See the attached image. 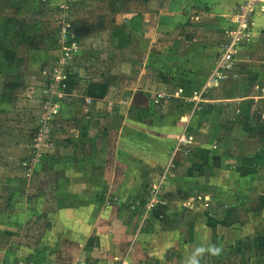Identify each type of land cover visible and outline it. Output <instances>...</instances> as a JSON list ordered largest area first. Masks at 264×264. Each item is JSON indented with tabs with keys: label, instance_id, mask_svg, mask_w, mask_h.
I'll use <instances>...</instances> for the list:
<instances>
[{
	"label": "crops",
	"instance_id": "0c3cea01",
	"mask_svg": "<svg viewBox=\"0 0 264 264\" xmlns=\"http://www.w3.org/2000/svg\"><path fill=\"white\" fill-rule=\"evenodd\" d=\"M0 1L7 4L3 6L6 7L7 13L0 14L1 120L17 124L23 115L31 112L27 110L34 101L31 93H35V89L41 92V86L29 84H41L40 79L48 73L45 69L50 66L49 76L57 88L53 93H49L47 84H43L42 101L49 102L56 110L53 118H57L61 126L72 129L76 135L80 130L86 132L88 145L96 140H104L107 138L106 134H110L112 130L116 131L115 129L134 131L139 138L143 134L149 135L147 145L151 150L150 162L158 164L159 159L162 160L166 163L167 173L169 172L165 198L169 205L174 206L173 215L177 213L172 223L174 228L180 227L181 224L187 225L189 232L194 234L193 226L210 218L215 226V233L225 228L226 239L231 241L233 235L243 237L237 236L240 232L233 233L229 228L235 227L233 222L237 216L246 219L249 217V212L244 210V207L247 209L251 203L253 204L250 200L254 189L258 192L263 191L264 195V154L255 151L259 146L258 142L242 138L238 133L242 131L241 129L254 131L256 128L252 124L254 118L245 116L241 108L235 105L230 108L227 105L216 107L212 94L220 88L222 81H212V72L207 74L205 78L207 80H204L207 83L200 89L203 74L198 71L196 73L187 71L188 68L196 67V62L188 64L178 55L164 59L154 54L157 47L162 44L164 32L168 31L171 32L170 35H174L181 28L177 25L178 21L185 19L189 14L181 3L188 0H134L135 8L130 11L126 9L128 0H118L114 7L117 8L118 5L120 7L115 9L114 15L105 11L94 15L95 8L103 5L102 0ZM65 1L71 7L70 14H67L66 10H61L60 6ZM11 2L19 3L18 8H15L17 14L12 15L9 12ZM142 4L149 5V8L143 10ZM123 7L126 10L122 9ZM49 8L57 11L51 12ZM59 13L64 20L57 23L60 24L58 28L53 31L43 28L40 21L57 20L61 18L58 16ZM165 19L168 24H164ZM192 49L183 45L179 49V54L190 52ZM177 65L182 69H177ZM53 69L57 71L52 72ZM183 72H187L188 75ZM55 77L58 82H55ZM239 82L232 81V87ZM188 86L192 89H187ZM181 87L190 92L186 95V91ZM22 91L25 92L22 94ZM218 93L216 101L225 98L222 94L227 91ZM231 93L233 95V92ZM185 101H187L183 108L185 112L173 114L172 105ZM261 114L264 116V111ZM226 120L227 122H224ZM228 122L233 128L226 129L224 124ZM182 134L191 135L192 140L180 144L179 138ZM3 139L0 135V145L8 146ZM153 151L163 152L164 157L158 158ZM6 154L7 159L0 156V185L4 186L0 187V203L5 211L9 210L6 197L14 193L19 194L20 190L24 195L26 192L44 196L49 194L46 184L42 183L44 180L38 181V185L35 186H30V180L18 187L12 185L11 183H16L20 178L17 172L22 174L23 171L22 168L16 171L13 154ZM9 156L12 157L10 161ZM27 159L22 157L20 161L19 158L18 165L20 162L29 163L33 160L35 176L44 175L46 178H49L48 174L50 175V171L44 170L46 165L50 167L51 163L58 166L62 163L79 162L73 153L60 158L57 156L40 159L34 155L33 158ZM184 163L191 169V178L198 179L197 184H193L196 182L194 180L185 182L188 184L186 187L179 186L181 177L174 171L180 170L179 165ZM71 171V177L81 176L75 169L71 168ZM39 178L41 176L37 179ZM94 189L92 184L83 183L80 190L71 192V195L82 201L84 198L80 196L83 195L82 197L87 199ZM102 190L107 191L106 188ZM109 190L120 194L116 186L110 187ZM240 196L245 198L243 206L238 201ZM197 200H206L205 203H199L201 207L197 208L201 214L187 223L189 220L185 215L190 213L187 210V207L190 208L187 203L189 205ZM32 201L28 199L22 204L10 203L11 208L20 211L22 215H27V212L31 211L39 212L32 214L36 222L39 219L36 226L39 234L34 238L20 237L16 234L7 236L6 248L0 247V264H77L72 263L78 259L77 255L79 254L82 259L87 252L78 253V245H67L68 243L63 244L61 241L62 235L57 232V226L55 227L60 223V219L58 222L54 218L50 219L59 212L60 207L55 208L56 213L52 211L42 217L43 204L36 201L30 208ZM114 206L109 208L114 209ZM102 221L105 225L112 224L110 216L103 217ZM8 225L13 226L12 231H16L14 227H17V223ZM245 225L250 226V223L246 221ZM29 226L31 227L32 223L26 228ZM54 227L56 229L50 232L52 235L48 237L49 230ZM53 235L56 236L55 243L51 241ZM83 238L87 239L89 244L92 234L82 236L80 240ZM46 241H50L55 248L38 252V248ZM191 241L190 239L189 243ZM69 246L71 247L68 248ZM117 258L122 259L119 264H140L139 259H145L142 264H151L148 261L149 256L138 251L131 256L132 260L129 255Z\"/></svg>",
	"mask_w": 264,
	"mask_h": 264
},
{
	"label": "rangeland",
	"instance_id": "374dc122",
	"mask_svg": "<svg viewBox=\"0 0 264 264\" xmlns=\"http://www.w3.org/2000/svg\"><path fill=\"white\" fill-rule=\"evenodd\" d=\"M117 1L102 0L101 4L103 3V5L95 8L94 15L101 14L104 11L107 14L114 15L115 9L120 7V5L117 8L114 7ZM133 1L128 0L126 9L129 11L135 8ZM10 4L9 12L12 15L17 14L15 8H18L19 5L17 4L19 3L11 2ZM181 4H183L186 13L189 12L185 19H181L177 23L182 30L180 28L174 35H170L171 32L168 31L164 32L163 40H161L162 44L157 47L154 54L162 56L164 59L178 55L182 60H186L188 64L196 62V67L193 69L188 68L187 71L189 73L198 71L203 74L202 83L199 85L200 89L207 83L204 80H207L205 78L210 72H212V81H222V85H219L220 88L212 94V100L216 102V107L227 105L230 108L235 105L241 108L245 116L250 119L254 118L252 119V124L256 126L254 131L241 129L242 131L238 133L242 138H250L254 142H258L259 146L255 151L264 154V116L261 114L264 111V0H188ZM5 5L7 4L0 1L1 15L2 12L3 14L4 12L7 13L5 11L7 10L6 7H3ZM249 6L253 9V12L249 15L250 22L248 21L249 23L244 29L241 28L243 19L236 21L235 17L243 14ZM141 8L146 10L149 5L142 4ZM49 9L51 12L57 11L53 8ZM122 9L126 10L124 7ZM58 10L60 12V8ZM61 10H66V13L70 14L71 7L68 5ZM58 16L61 17L60 13ZM63 20L64 17L40 22L43 28L46 27L53 31L60 25L57 23ZM98 20L101 19L98 18ZM167 22L165 19L164 24H168ZM186 27L187 29H185ZM183 45L190 46L193 49L190 52L186 51L179 54V49ZM226 45H232L235 50L233 60L228 67L219 66L218 68L219 58H221ZM15 56L17 58V53H15ZM123 58L126 59L124 56ZM49 68L50 66L46 67L45 70L48 73L41 77V84H29L37 87L41 86V92L35 89V93H31L34 96V101L30 103V108H27L31 112L23 115L18 120V125L0 119V135L4 138L3 141L8 144V146L0 145V156L7 159L6 153L13 154L16 171L20 168L23 171V175L17 172L20 178L16 183L11 184L18 187L30 180V186H35L38 185V181L44 180L42 183L46 184V190L49 192L45 196L27 192L24 195L20 190L19 194L14 193L10 197L5 195L8 199L9 210L5 211L4 206L0 203V247L6 248L5 240L9 235L16 234L20 237L34 238L39 234L38 229H36L39 219L36 222V218L32 216V214H38L39 212L33 213L31 211L27 212V215H22L20 211L11 208V203L22 204L29 199L33 200L32 204L30 203V208L33 207L36 201L43 204L42 217L60 207L59 212L54 211L57 212L56 215H50V219L54 218L56 222L60 219V223L55 227L57 226V232L62 235L61 241H63V244L68 243L67 245H78V253L87 252L85 256H82V259L78 254V259L72 263L119 264L122 259H118L117 256L129 255L130 260H132L131 256L138 251L145 254V256H149L148 261L151 264H186L188 256L194 249L201 246H213L220 248L219 254L213 256L205 251L199 257L200 264H264L263 191L258 192L254 189L250 200L253 204L251 203L247 209L244 207V210L249 212V217L246 219L237 216L233 222L235 227L229 228L233 233L240 232L237 236L243 235L242 238L233 235L231 241L226 239L227 231L225 228L215 233V226L211 223L210 218H208L210 221L198 222L193 226L194 234L189 232L187 225L181 224L180 227L174 228L172 223H174L177 213L173 215L174 206L169 205L165 198L169 172L167 173L166 163L162 160L159 159L158 164L150 162L151 156L149 154L151 150L150 146L147 145L149 135H140V139L134 131L115 129L116 131L112 130L110 134L107 133V138L104 140H96V142L93 141L88 145V134L86 132L80 130L76 135L72 129L61 126L60 121L57 122V118H51L45 124H41V116L46 111V105L41 97L43 84H47L46 87H48L49 93H53L57 88L56 84L53 85L49 76ZM177 69L181 70L182 68L177 65ZM185 74L188 75L187 72ZM234 80L240 82L232 87L231 82ZM188 87L187 89H192L190 86ZM181 88L186 91L184 87ZM190 90L186 91L185 94L187 95ZM195 91L192 92L195 93ZM218 91L224 93L227 91V93L222 94L225 98L216 101L215 99L219 97ZM230 91L233 92V95ZM214 96L216 97L214 98ZM38 100L39 102H37ZM184 105H187V101L173 104L171 107L173 109L172 113H184ZM226 114L229 117L228 111ZM224 122H227V120ZM224 125L226 129L233 128L229 122ZM42 126L47 128V144H45L46 146L37 147L35 138H37L39 128ZM24 144H28L27 147ZM27 148L32 149V151ZM153 152L158 155V158L164 157L163 152ZM72 153L75 154L79 162L73 164L62 163L58 166L51 163L49 164L50 167L46 165L44 170L50 171L48 179L44 175L37 174L35 176L33 160L29 163L23 161L21 164L20 162L18 165V160L20 158L21 161L22 157L29 159V157L33 158L36 155L40 159L46 157L57 158V156L60 158V156H70ZM260 158L262 160V156ZM8 159L10 161L12 157L9 156ZM210 166L211 164L208 167ZM179 167L180 170L175 169L174 172L181 177L179 186L186 187L188 184L185 182H192L195 179L191 178L189 166L184 163L180 164ZM71 168L79 172L81 176L71 177ZM199 174L202 175L201 171H199ZM40 176L41 178L37 179ZM195 181L193 184L198 183L197 178ZM83 183L92 184L95 189L89 197L87 196V199L81 195L80 197L84 199L79 201L76 198L77 196L71 195V192L79 191ZM115 186L120 192L119 195L109 190L110 187ZM0 187L4 186L0 185ZM103 188H106L107 191L102 190ZM244 200L243 196L239 197L238 201L241 206L244 205ZM238 201L235 200L236 203ZM205 202L206 200H197V202L194 201L189 205L187 203V206H190V208L187 207L190 213L187 216L185 215V218L189 220L186 221L187 223L196 218L198 214H201L197 208L201 207L199 203ZM110 206H114V209H110ZM180 213V216L178 214L179 218L182 217V212ZM56 216L58 218H55ZM107 216H110L112 224L105 225L103 223L102 218ZM32 220L33 222H31ZM246 221L250 223V226L245 225ZM10 223H17V227H14L16 231H12L13 226L8 225ZM24 223H26L25 226ZM31 223L32 226L26 228ZM61 223L62 225H60ZM55 227L49 230L48 237L52 235L50 232H53L56 229ZM89 234H92V240L89 241V244H87V239L80 240V237ZM55 237L54 235L51 236L52 243H55ZM188 237L192 240L190 243ZM12 247L16 248L14 245ZM53 248L55 246L50 241H46L37 251L45 252V250ZM58 250L60 249H54V251ZM144 260L139 259L140 264L144 263Z\"/></svg>",
	"mask_w": 264,
	"mask_h": 264
},
{
	"label": "built area",
	"instance_id": "2783aa9c",
	"mask_svg": "<svg viewBox=\"0 0 264 264\" xmlns=\"http://www.w3.org/2000/svg\"><path fill=\"white\" fill-rule=\"evenodd\" d=\"M68 2L65 1L64 3L61 4V9H65L68 4ZM253 12V9L249 6L247 10L244 11L243 14H239L236 15L235 20H242L243 19V23L241 24L242 27L241 28H246L247 27V23L250 22V17L249 15ZM249 21V22H248ZM236 35V34H235ZM237 37V36H236ZM234 52L235 50L233 49L232 45H226V47L224 48L222 54H221V58H219V63H218V68L220 67H228L229 64L232 62L233 60V56H234ZM57 70L55 69L53 72H56ZM55 82H58L56 77H55ZM54 85V84H53ZM46 107H45V112L42 114L41 116V124H45L48 120H50L51 118L54 117V114L56 113V110L54 108L51 107V104L49 102L45 103ZM47 128L45 126H42L39 128V133L37 138H35L36 140V146L40 147V146H46L45 144H47L46 142V130ZM192 140L191 135L189 134H182V136L179 138V143L180 144H185V143H189ZM43 144V145H42Z\"/></svg>",
	"mask_w": 264,
	"mask_h": 264
},
{
	"label": "clouds",
	"instance_id": "9594fccd",
	"mask_svg": "<svg viewBox=\"0 0 264 264\" xmlns=\"http://www.w3.org/2000/svg\"><path fill=\"white\" fill-rule=\"evenodd\" d=\"M205 251H207L209 254L215 256L218 255L220 252V248L218 247H213V246H208V247H197L194 249V251L188 256L186 260V264H200V259L199 257L201 254H203Z\"/></svg>",
	"mask_w": 264,
	"mask_h": 264
}]
</instances>
